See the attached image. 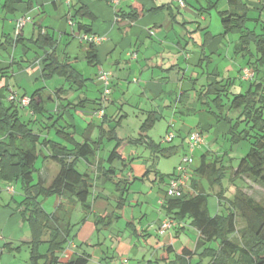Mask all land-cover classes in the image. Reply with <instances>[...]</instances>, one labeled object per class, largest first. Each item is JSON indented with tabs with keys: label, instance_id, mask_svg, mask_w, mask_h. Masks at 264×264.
I'll return each instance as SVG.
<instances>
[{
	"label": "crops",
	"instance_id": "crops-1",
	"mask_svg": "<svg viewBox=\"0 0 264 264\" xmlns=\"http://www.w3.org/2000/svg\"><path fill=\"white\" fill-rule=\"evenodd\" d=\"M244 1L249 6V16L252 18V22L249 21L247 26L257 32V28H251L250 25L254 23L255 26H261L262 29L264 0ZM133 2L141 3L145 12L137 20L132 21L123 17L122 14H126L131 9ZM82 6L86 7L91 16H76V11ZM228 9V0H184V5L178 0H121L116 7L107 0H23L14 4L10 10V8L4 7V0H0V102L9 103L10 92H15L19 96H31L34 91L44 88L41 90L42 98L45 101L43 113H36L31 109L33 117L37 118L30 120L29 125L30 127H32L31 125L34 127L39 125L36 129L32 127L36 133H45L41 136L65 144L68 148H72V145L62 141L56 135L53 136L54 129L60 125L59 121L56 122L55 115L58 114L59 116L65 103H72L63 115V118L65 117L68 121V127L73 129L67 131H73L75 139L79 141L83 140L82 134L88 123L90 121L95 124L101 123L104 113L108 117L116 118L115 121L128 116L127 112L123 113L125 106L138 110L140 112L138 118L141 122H144L149 112L155 111L157 117L155 124H166L167 119L169 131H172L171 126L175 129L179 127L175 133L181 137L183 132L188 131L189 138L186 137L189 141L187 140V152L184 155L188 153L192 132L200 131L203 136L204 131L215 127L216 130L212 134L210 142L204 140V143L193 152L191 177L189 179L190 192L188 193L196 192L193 188L192 179L198 181V188L202 186L205 189L203 183L205 179L199 175L197 168L205 154L207 158L211 153L215 157L223 155L225 156L224 160L226 159L227 152L222 153V149L216 151L213 149L219 144L220 137H226L229 125L224 122L218 123L211 113L205 108L202 109L200 104H196L193 98V81H197L199 87L218 81H222V84H230L232 80L236 79L234 75L237 74L236 77H239L241 82L248 83L249 86V82L242 79L243 69L250 65L249 58L234 53V47L239 37L238 31L234 29L225 34L222 23L219 25L217 21L216 23L214 21L215 10L219 15V11ZM23 18L26 22L18 35L16 27L19 20ZM87 29H91L89 34L101 38V41L96 44L98 64L95 67L97 70L91 77L86 75L87 72L85 73L86 66L81 69L78 68L80 63L91 66L86 59L88 43L83 39ZM39 30L51 34L56 39V51L60 60L72 62L86 78H89V81H93V86L87 82L86 86L80 89L84 93L83 97H72L74 95L72 90L75 91L77 87L70 84L71 90H67L66 85L62 82L64 79L62 76L56 75L50 80L42 78L45 52L30 41ZM17 36H21L25 40L12 44L8 48L1 45L4 42H11ZM204 56L207 59L202 61ZM102 71L109 72L111 76L108 94L111 99H107L106 96L108 95L103 93L105 85L100 79ZM96 84L99 99L97 97L95 100L88 95L90 93L88 89H93ZM60 88L63 90L57 95L56 90ZM32 89L34 90L32 91ZM86 90L87 92H85ZM181 91L189 93L191 91L190 98L181 100ZM118 92H120V98L115 99V94ZM102 97L105 98L103 101L100 100ZM35 99L37 103H40L41 98L39 96H36ZM77 99H89L91 101L76 106ZM117 102L120 103L119 108L115 106ZM58 106L59 108H57ZM191 113L198 118L194 121L196 126L193 130L188 128L189 126L184 120L188 115H192ZM209 114L212 119L208 116ZM79 115L87 119L86 127H84L83 119H78L77 116ZM50 117L51 119H49ZM181 117L183 120L178 123V119ZM33 121H36L35 124ZM44 122H46V127L50 126L49 132L41 131L40 126ZM96 132L97 130L94 129L93 135ZM78 133H81V138L78 137ZM108 144L112 143L108 142ZM41 150L42 155L51 154L49 148L43 147ZM111 150H108L104 142L94 157L79 158L77 161L78 170L88 173L92 178L90 196L93 195V199L90 201L89 197L91 207L87 211H84L81 205L72 199H64L65 208L68 209L67 219L72 225L71 242L66 248L69 255L77 253L92 257V253L90 254L84 247L90 245L89 240L85 238L93 231V225L88 224L85 220L92 215L101 216L116 212L112 198L118 193L116 185L113 181L104 180L102 177V167L106 166L105 159ZM235 154H239V152ZM133 155L134 158L137 153L134 152ZM124 157L129 159L125 155ZM44 159L58 163L51 156ZM237 167L232 166V171L236 170ZM114 168L120 170L117 166ZM126 169H130L128 175L120 173L117 177H126L130 181L134 177L137 179L147 170L144 164L139 165L135 170V164H130L129 167L128 162ZM53 171L55 173L54 168ZM161 181L165 186L162 189L159 186L156 199L162 211L160 218L154 220L155 233L158 235H162L159 232L160 224L170 216L166 209V203L169 200L167 197L168 180L161 179ZM245 181L248 189L242 190L257 201L262 202L260 193L261 189L264 190V188L259 184L252 183L247 178ZM11 185L12 183H8L7 186ZM9 194L10 197L0 204V264H29V256L26 259L20 256L23 247L30 249L28 243L31 241L30 227L27 222L23 221L20 210L17 208L19 201L17 202L15 198L16 194ZM21 197L23 198L22 195ZM129 198L130 195L127 193L126 205L131 206L133 202ZM59 202L60 198L57 196V206ZM137 203H139L138 199L136 200ZM79 207L82 208L81 215H77ZM131 213L132 218H134L133 209ZM74 217L79 218L76 223ZM176 225L178 231H185L188 227L185 222L179 224L176 222ZM197 232L199 237L200 233L198 230ZM143 233L142 236L145 234L148 236L145 242L149 246L148 241L151 234L148 230H143ZM166 233V235L172 236L173 240L175 235H172L170 230ZM134 234L131 235V240L135 238ZM179 234L177 233V235ZM81 236L84 239L80 240ZM123 239L126 237L123 236ZM5 243H11L13 248L20 246V250L7 249L4 247ZM125 245L127 246L123 248L129 252H133L136 256L140 254L138 244ZM170 245L172 242H165L164 246L159 249L162 250ZM28 255H30V251ZM99 264H105V262L102 263L100 260Z\"/></svg>",
	"mask_w": 264,
	"mask_h": 264
},
{
	"label": "trees",
	"instance_id": "trees-1",
	"mask_svg": "<svg viewBox=\"0 0 264 264\" xmlns=\"http://www.w3.org/2000/svg\"><path fill=\"white\" fill-rule=\"evenodd\" d=\"M22 1L4 0V7L11 10L14 4ZM228 4V10L219 11L224 33L234 29L238 31L239 37L234 53L249 58V67L255 71V77L252 80H244L249 82L246 91L233 94L228 88V83L222 84L218 81L198 88L197 81H193V98L196 104H200L202 109L205 108L211 113L218 123L224 122L229 125L226 136L232 147L244 140L250 142L249 150L241 157L237 169L232 171V179L240 177L245 181L247 178L253 183L264 186V24L261 33L247 26L252 18L249 16V6L244 0H228ZM144 12L145 8L141 3L133 2L131 9L122 15L133 21L142 16ZM117 14L119 15V12ZM76 16H91V13L82 6L76 11ZM90 32L91 29L86 30V34ZM24 40L25 38L17 36L11 42H4L1 45L8 48ZM30 41L45 52L42 69L44 80H50L58 75L78 89L86 86L89 78H86L72 62L60 60L56 51L57 41L51 34L39 30ZM86 42L88 43L87 62L95 66L98 64L96 44ZM206 59L207 57L204 56L202 61ZM41 90L44 88L34 91L30 96L32 98L30 108L36 113H43L42 109H44L45 101ZM62 90L63 88L56 90V94L58 95ZM190 95L187 91H181L180 99L188 100ZM36 96L41 98L40 103L36 102ZM104 99L102 97L100 100ZM88 101L91 100L82 99L75 105H82ZM71 105L72 103L63 105L64 111H61L56 122L63 117L65 110ZM122 118L115 121L116 118L108 117L104 113L101 123L95 124L90 121L82 134V141L75 139L74 132L67 131L68 125L62 126L61 129L57 128L56 132L62 140L72 145V148H68L65 144L36 133L30 127V122L22 119L19 105L0 102V183L17 182L21 185L23 198L19 201L17 208L31 231V241L28 242L30 246L29 264H89L91 258L89 255L77 253H72L68 257L63 255L71 242L72 226L70 220L67 219L68 209L65 208L64 199H72L75 203H79L84 211L91 207L89 197L92 178L88 173L78 170L79 158L94 157L104 142L114 143L105 159L108 166L102 167V177L104 180L113 181L116 185L118 192L116 212L97 218V224L107 225L122 216L119 211L126 206L127 202L126 194L131 181L126 177H117L120 173L124 174L126 170L127 163L123 152L125 145L128 143L143 144L151 153L166 157L178 152V146L162 147L161 143H157L148 135L147 132L157 120L155 111L147 114L140 127L138 138H124L119 135L118 127ZM113 122H116L115 125H112ZM94 129L97 132L93 135ZM43 147L51 149V154L42 155ZM40 156L43 158L51 156L60 165L58 174L49 185H46V181L41 177L38 180L35 179V174L39 171L36 161ZM116 160L122 162L121 170L114 168L113 163ZM227 169L221 157L216 156L210 159L205 154L197 171L212 185H220L222 188L224 172ZM149 171L150 169H147L145 174ZM174 172L169 175V179ZM157 174L159 177L160 174ZM160 178L164 180L162 175ZM192 183L196 192L186 193L181 199H169L166 209L178 224L190 218L191 225L199 231L197 248L204 247L205 249L200 264H204L203 258L205 257L209 258L208 264H264V204L241 189L237 190L232 198L226 200L221 190L219 205L221 206L223 200H226L228 202L227 213L212 216L209 214L208 194L205 189L202 186L198 188L199 183L195 179H192ZM51 196L60 198L54 212L46 211L40 201V197ZM1 199L0 189V202ZM214 242L217 243L216 247L208 246ZM43 246L47 247L45 251H42ZM4 247L10 250H20V246L13 248L11 243H5ZM173 250V246L170 245L161 250L162 254L155 253L156 263L159 264L161 260H165L168 264H192L194 252L190 248L183 247L181 253L178 254L177 261L170 260V253Z\"/></svg>",
	"mask_w": 264,
	"mask_h": 264
},
{
	"label": "rangeland",
	"instance_id": "rangeland-1",
	"mask_svg": "<svg viewBox=\"0 0 264 264\" xmlns=\"http://www.w3.org/2000/svg\"><path fill=\"white\" fill-rule=\"evenodd\" d=\"M220 16L218 15L217 11H214V21L218 22L219 25H221L220 22ZM252 22V21H251ZM251 28H257V32H261V26H255L254 23H251ZM1 54V53H0ZM87 67V70H85V73L87 76H92L95 74L97 68L95 66H87V64L83 65L80 63L78 65V68L81 69L83 67ZM237 74L234 75V80L231 81V83L228 85V88L230 92L238 93V92H244L248 89V83L241 82L239 77H236ZM66 85L67 90H71L70 84L63 79L62 81ZM90 86H93V81H88ZM222 83V81H221ZM227 84V83H225ZM199 88V86H198ZM98 87L97 84L93 87V89H88V95L90 98H94L95 100L99 99V93H98ZM34 89H32L33 91ZM31 91V92H32ZM74 95L72 97H83V92L80 91V89L76 88L75 91L72 90ZM87 92V90L85 91ZM190 93H192L190 91ZM96 96V97H93ZM70 97V96H69ZM120 98V92L115 94V99ZM107 99H111V96H107ZM80 99H77V102ZM107 101V100H106ZM105 101V102H106ZM66 102V101H63ZM76 102V103H77ZM119 102V101H118ZM115 103V106L119 108L120 103ZM92 104V102H90ZM111 103V102H110ZM67 103H65L66 105ZM114 105V104H113ZM127 112L128 116L124 117L122 119L121 128L119 130V135L124 138H138L140 135V127L142 126L143 122H141L138 118L139 111L135 110L131 107L125 106L123 109V113ZM199 112V111H197ZM188 115L184 118L188 128H191V130L195 129V120L197 116ZM20 115L22 119L25 122H30V120L36 119L33 117L30 106L20 107ZM211 118V115H208ZM56 119L58 117V114L55 115ZM78 119L84 121V127L87 125V119H84L82 116H77ZM212 119V118H211ZM183 118L178 119V123L182 122ZM51 121V120H50ZM35 124L36 121H33ZM67 119L62 117L59 120V129H61L60 126H67ZM171 122V121H170ZM46 122L41 123V131L49 132L51 129L50 126L46 127ZM116 123V122H115ZM113 123V125H115ZM168 121L166 119V124H155L147 133L148 135L154 139L157 143H161L162 147H169V146H178V152L175 154L166 157V156H160L155 155L151 153L143 144L134 145V144H126L124 147V155L128 157L129 159H126V163L135 164V170L140 165H145V169H150L147 174L142 173L137 177V179L134 177L130 181L128 188V194L130 195L129 200L133 203L131 206L126 205L123 210L119 211L120 214H122V217L118 219H114L111 224L104 225V223L97 224V218L98 216L92 215L88 217L85 221H87L88 224L93 225V231L86 236V240H89L90 245L85 246V250L88 251L90 254L92 253L91 260L89 261V264H99L100 260H102V263L105 262V264H122L124 261H128L129 264H150V261H152L151 264H158L156 263L155 253H161V249H159L161 246H164L165 242H172L173 245V251L170 253V260L171 261H177L178 254L181 253L183 247L190 248L194 254H193V260L192 264H200V261L202 259V253L205 251L204 247L197 248V242H198V232L196 228H194L191 225V219L186 218L185 224L188 226L185 231H178L177 225L175 228L171 229L170 232H172V235H175L172 240V236H168L165 233L162 235L156 234V229L154 227V220L160 218L162 208L157 203L156 199V193L159 191V186L164 188V183L161 181L160 176L162 175L164 180L169 181V175L172 174L178 165L181 163V160L184 156V153L187 152V145H188V138L189 134L185 131L183 132L182 137L178 135V133H175V130L178 131L179 127L175 129V127L171 126V130L169 131L167 124ZM43 124V125H42ZM33 128H38L39 125H31ZM48 126V125H47ZM83 127V128H84ZM34 129V131H35ZM57 129V128H56ZM56 129L53 131V136H58L62 140V137L57 134ZM67 130H73L68 127ZM215 127H213L211 130L204 131L203 138L204 140L210 142L212 139L211 136L215 132ZM36 132V131H35ZM73 132V131H72ZM38 133V132H37ZM173 133L174 139L171 142H168L165 140L168 134ZM39 134H45V133H39ZM45 136V135H43ZM188 138H187V137ZM78 137L81 138V133H78ZM59 139V140H60ZM188 140V141H187ZM63 141V140H62ZM108 150H111L114 146V143L108 144V142H105ZM250 148V142L248 140L242 141L239 145L231 146L229 140L227 139V136L220 137L219 144L216 146L214 151L217 149H222V153L227 152L228 156L224 160L225 156H219L223 159V165L227 166L228 169L224 172V177L222 180L223 183V189L220 188V185H212L210 181L207 178H204L203 180L205 191L208 194V210L209 214L214 216L216 214H225L227 213V207L228 202L226 201L229 198H232L237 190L239 189H248V185L246 181H244L243 178H235L232 179V166H235V168L238 165V160L241 159V154H244L247 152ZM239 149V151H238ZM134 152L137 153V156L133 158ZM236 152H239V154H235ZM108 155V154H107ZM199 155V154H198ZM214 154L209 155V158H215L213 156ZM241 155V156H240ZM199 157V156H197ZM240 157V158H239ZM239 158V159H238ZM51 163V164H49ZM106 166L108 164L106 163ZM113 166H117L120 170L123 168L122 162L120 160H116L113 163ZM36 167L39 169V171L35 174V179L38 180L39 177H41L44 181H46V185L51 184L56 174V172H59V164L51 161V160H45L43 156H40L38 160L36 161ZM53 168L55 169V173L53 171ZM130 170V169H128ZM128 170L126 169L124 174L128 175ZM159 173V177L158 174ZM41 174V176H40ZM246 182V183H245ZM252 182V181H251ZM14 188L15 192L11 194H16L15 198L17 201H20L22 199L21 195H23V191L21 188V185L17 182H11ZM253 183V182H252ZM8 183H0V189H1V202L2 204L4 200H7L10 197V192L7 189ZM264 188V186L260 185ZM223 190L224 196L226 197V200H223V204L219 205V194ZM192 193V192H191ZM190 193V194H191ZM117 194L114 195L113 201L115 206L117 205ZM260 197L262 198V202H264V190L261 189ZM56 199L57 196H51V197H40V201L42 202L44 208L48 212H53L56 208ZM93 199V195L90 196V201ZM139 200V203L136 204V200ZM112 201V202H113ZM264 204V203H263ZM128 208L126 209V207ZM134 211V218H132L131 210ZM116 210V209H115ZM82 208L79 207V210L77 211V215H81ZM80 217V216H79ZM79 220L78 217H74V222L76 223ZM131 223L132 225H130ZM143 230H148L150 235L149 246L146 245L145 239L148 236L145 234L142 236ZM177 230V232H176ZM134 235V239L131 240V235ZM177 233H180L177 235ZM137 234V235H136ZM140 234V235H139ZM139 235V237H138ZM123 236L126 237V239H123ZM128 238V239H127ZM84 239V237L81 236L80 240ZM172 240V241H171ZM122 241V242H121ZM122 244L121 246L119 244ZM20 244V243H19ZM125 244H138V248L140 250L139 255H134L133 252H129V250H126L123 247H126ZM216 242L211 243L208 246L216 247ZM159 245V247H157ZM155 246V247H153ZM120 247V248H119ZM119 248V249H118ZM47 249L46 246L42 247V251H45ZM30 249L28 247H23V252L21 253L22 258H27L29 256ZM204 264L209 263V258L205 257L203 258ZM159 264H168V262H165V260H161Z\"/></svg>",
	"mask_w": 264,
	"mask_h": 264
},
{
	"label": "built area",
	"instance_id": "built-area-1",
	"mask_svg": "<svg viewBox=\"0 0 264 264\" xmlns=\"http://www.w3.org/2000/svg\"><path fill=\"white\" fill-rule=\"evenodd\" d=\"M115 7L119 5L121 0H109ZM182 5H184V0H178ZM25 19H20L17 27L16 33L19 35L25 25ZM85 41H89L91 43L98 44L101 41L100 37H96L91 34H85L83 36ZM255 77V71L246 67L242 71V79L243 80H252ZM100 79L104 82L105 89L104 94L108 95L110 92V84H111V76L109 72L102 71L100 73ZM9 103H16L21 107L30 106L32 102V98L30 96H19L15 92H10L8 96ZM174 139V134L170 133L165 138L166 141L171 142ZM204 143V138L200 131H195L191 133V139L189 142L188 153L185 154L181 160V163L176 168L173 176L168 181V189H167V197L169 199H181L185 196L186 193L190 192L189 188V179L191 177V168L193 162V152L194 150L201 146ZM10 193L15 192V188L13 186L7 187ZM192 191V190H191ZM192 193H195L192 191ZM176 225V220L171 216H168L159 226V232L161 234L166 233L168 230H171ZM64 256L68 257L69 252L68 249L64 251ZM122 264H129L128 261H124Z\"/></svg>",
	"mask_w": 264,
	"mask_h": 264
}]
</instances>
